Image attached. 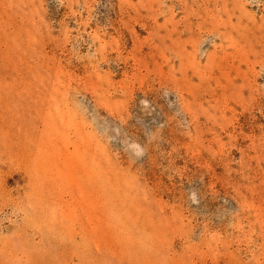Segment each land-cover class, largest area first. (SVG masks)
Returning a JSON list of instances; mask_svg holds the SVG:
<instances>
[{
    "label": "rangeland",
    "instance_id": "1",
    "mask_svg": "<svg viewBox=\"0 0 264 264\" xmlns=\"http://www.w3.org/2000/svg\"><path fill=\"white\" fill-rule=\"evenodd\" d=\"M0 264H264V0H0Z\"/></svg>",
    "mask_w": 264,
    "mask_h": 264
}]
</instances>
